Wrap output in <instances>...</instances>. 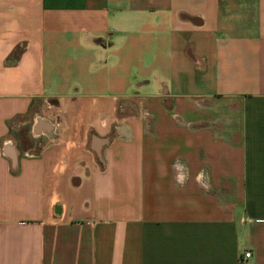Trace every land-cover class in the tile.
<instances>
[{
    "label": "crops",
    "instance_id": "obj_1",
    "mask_svg": "<svg viewBox=\"0 0 264 264\" xmlns=\"http://www.w3.org/2000/svg\"><path fill=\"white\" fill-rule=\"evenodd\" d=\"M264 264V0H0V264Z\"/></svg>",
    "mask_w": 264,
    "mask_h": 264
},
{
    "label": "built area",
    "instance_id": "obj_2",
    "mask_svg": "<svg viewBox=\"0 0 264 264\" xmlns=\"http://www.w3.org/2000/svg\"><path fill=\"white\" fill-rule=\"evenodd\" d=\"M252 257L251 252H245L240 258V264H250L249 261Z\"/></svg>",
    "mask_w": 264,
    "mask_h": 264
}]
</instances>
